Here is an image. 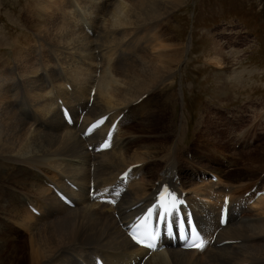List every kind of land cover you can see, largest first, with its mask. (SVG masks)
<instances>
[{
    "label": "bare ground",
    "instance_id": "obj_1",
    "mask_svg": "<svg viewBox=\"0 0 264 264\" xmlns=\"http://www.w3.org/2000/svg\"><path fill=\"white\" fill-rule=\"evenodd\" d=\"M181 1L26 2L19 25L26 34L12 40L9 56L3 60L0 56V212L26 236L24 241L14 240L0 227V264H17L22 256L26 264H80L96 256L106 264H139L146 251L128 240L121 225L150 202L153 187L164 181L187 192L207 242L216 232L214 243L224 239L233 243L220 247L206 243L202 250L165 248L151 252L143 264H260L255 259L264 257V240L255 239L264 234V221L258 222L263 220L259 216L264 215V194L251 199L258 188L236 202L256 180L237 193L236 185L222 182L221 168L228 163H221L211 168L218 174L213 173L215 181L203 177L196 181L193 165L188 160L180 165L182 157L175 147L160 155L162 148L151 141L154 132L158 135L152 128L154 94L173 77L185 51L177 47L178 31L171 24ZM163 24L169 25L168 32ZM220 54L211 57L215 65L222 64ZM56 98L70 109L72 125L62 120ZM131 110L146 121L137 122L131 115L133 124L128 127ZM121 111L109 148L96 150L103 128L87 137L95 142L86 150L77 135L83 126L100 114L108 113L112 119ZM133 163L140 165L118 186L117 174ZM189 164V173L196 175L192 180L186 178ZM195 171L207 173L204 168ZM47 177L61 187L65 180L76 184L75 191H80L69 192L73 207L50 193ZM90 179L94 197L113 195L114 206L88 201ZM227 191L230 215L218 228L217 213ZM27 204L38 214H32Z\"/></svg>",
    "mask_w": 264,
    "mask_h": 264
},
{
    "label": "rangeland",
    "instance_id": "obj_2",
    "mask_svg": "<svg viewBox=\"0 0 264 264\" xmlns=\"http://www.w3.org/2000/svg\"><path fill=\"white\" fill-rule=\"evenodd\" d=\"M28 1L0 0L1 60L10 55L12 40L19 33L26 34L19 25ZM173 14L176 21L171 24L180 40L177 47L185 51L173 79L163 82L154 94L152 103L157 102L151 105L156 111L152 128L158 135L155 137L154 132L151 141L162 148L160 155L173 145L177 156H181L178 150H182V158L190 161L193 169H211L228 163L221 168V179L243 186L258 177L263 185L264 0H182ZM168 26L163 24L162 28L168 32ZM2 41L6 44L2 45ZM217 52L221 53V65L211 60ZM241 113L245 114L242 119L237 117ZM131 115L135 121L144 122V116L131 110L128 122L132 123L128 127L133 124ZM235 118H239L238 123ZM233 138L239 139L237 148ZM185 159H181L180 165ZM190 164L184 166L188 179L192 175ZM195 176L192 175L193 179ZM79 191L78 188L74 192ZM39 211L42 214L40 208ZM259 217L263 220L258 222H263L264 215ZM0 227L14 240L26 236L18 226L10 225L2 213ZM255 240H264V234ZM24 259L22 256L17 264H26ZM257 259L264 264V257Z\"/></svg>",
    "mask_w": 264,
    "mask_h": 264
},
{
    "label": "snow or ice",
    "instance_id": "obj_3",
    "mask_svg": "<svg viewBox=\"0 0 264 264\" xmlns=\"http://www.w3.org/2000/svg\"><path fill=\"white\" fill-rule=\"evenodd\" d=\"M98 125H93L96 127ZM106 143L104 147H108ZM178 207L174 195L165 186L164 189L159 193L157 203L153 205L152 208L148 209L147 215L136 225L138 229H144L142 236H134L133 238L140 244L148 248H154L155 245L153 241L156 239L155 230L149 231L147 224L149 219L155 214L157 216V222L162 223L164 227L171 232L173 228V221L169 219L170 216H175V224L178 229L183 233L185 239L189 237L192 239L191 244H187V247H194L202 250L206 246V242L195 232L194 227H192V221L189 218L187 222L179 215H177ZM147 241V243H145Z\"/></svg>",
    "mask_w": 264,
    "mask_h": 264
}]
</instances>
